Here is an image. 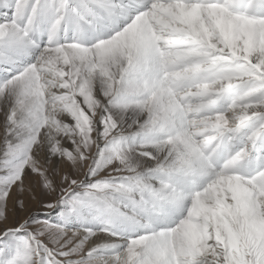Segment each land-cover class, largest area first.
I'll list each match as a JSON object with an SVG mask.
<instances>
[{
	"label": "snow or ice",
	"instance_id": "6c2138e0",
	"mask_svg": "<svg viewBox=\"0 0 264 264\" xmlns=\"http://www.w3.org/2000/svg\"><path fill=\"white\" fill-rule=\"evenodd\" d=\"M0 264H264V0H0Z\"/></svg>",
	"mask_w": 264,
	"mask_h": 264
}]
</instances>
